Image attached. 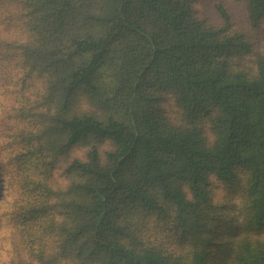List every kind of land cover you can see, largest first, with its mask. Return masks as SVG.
Wrapping results in <instances>:
<instances>
[{
	"label": "trees",
	"instance_id": "16d2710c",
	"mask_svg": "<svg viewBox=\"0 0 264 264\" xmlns=\"http://www.w3.org/2000/svg\"><path fill=\"white\" fill-rule=\"evenodd\" d=\"M0 195L5 264H264V0H0Z\"/></svg>",
	"mask_w": 264,
	"mask_h": 264
},
{
	"label": "rangeland",
	"instance_id": "374dc122",
	"mask_svg": "<svg viewBox=\"0 0 264 264\" xmlns=\"http://www.w3.org/2000/svg\"><path fill=\"white\" fill-rule=\"evenodd\" d=\"M234 9L237 13L240 11L238 4H233ZM1 198H4L3 195H0ZM135 227L141 232L145 239L154 242H163L165 244H172L171 242V232L164 225V222L160 219H157L154 216H144L139 215L135 219ZM2 241V240H1ZM6 240L3 239L0 242V264H5L4 256L6 254Z\"/></svg>",
	"mask_w": 264,
	"mask_h": 264
}]
</instances>
